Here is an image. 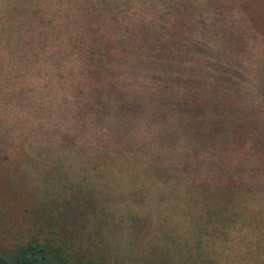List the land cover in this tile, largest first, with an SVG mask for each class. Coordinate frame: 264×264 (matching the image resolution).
I'll return each mask as SVG.
<instances>
[{"label": "trees", "instance_id": "obj_1", "mask_svg": "<svg viewBox=\"0 0 264 264\" xmlns=\"http://www.w3.org/2000/svg\"><path fill=\"white\" fill-rule=\"evenodd\" d=\"M0 264H264V0H0Z\"/></svg>", "mask_w": 264, "mask_h": 264}]
</instances>
